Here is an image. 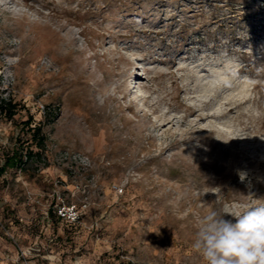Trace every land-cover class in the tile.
I'll list each match as a JSON object with an SVG mask.
<instances>
[{"label":"rangeland","instance_id":"obj_1","mask_svg":"<svg viewBox=\"0 0 264 264\" xmlns=\"http://www.w3.org/2000/svg\"><path fill=\"white\" fill-rule=\"evenodd\" d=\"M2 99L0 264H205L264 203V0H0Z\"/></svg>","mask_w":264,"mask_h":264},{"label":"clouds","instance_id":"obj_2","mask_svg":"<svg viewBox=\"0 0 264 264\" xmlns=\"http://www.w3.org/2000/svg\"><path fill=\"white\" fill-rule=\"evenodd\" d=\"M240 208L231 213L210 210L199 219L192 247L205 264H264V203Z\"/></svg>","mask_w":264,"mask_h":264},{"label":"trees","instance_id":"obj_3","mask_svg":"<svg viewBox=\"0 0 264 264\" xmlns=\"http://www.w3.org/2000/svg\"><path fill=\"white\" fill-rule=\"evenodd\" d=\"M0 110L5 113V115H8L10 118H12L17 110H16V104L13 103L12 99L6 100L2 99L0 100ZM29 121V120H28ZM26 122L28 125H30V122ZM32 131L35 135H40L41 132V126L37 125L34 128H32ZM38 141H41L42 143L45 141V137L41 135V138L38 139ZM36 153L33 152V150H27L25 152L23 150H14L12 155H9L1 164L0 166V175L6 172L8 169L15 168V167H22L26 160L31 159Z\"/></svg>","mask_w":264,"mask_h":264},{"label":"built area","instance_id":"obj_4","mask_svg":"<svg viewBox=\"0 0 264 264\" xmlns=\"http://www.w3.org/2000/svg\"><path fill=\"white\" fill-rule=\"evenodd\" d=\"M59 214L63 217H69L71 220L75 221L79 217V213L75 206H63L59 208Z\"/></svg>","mask_w":264,"mask_h":264}]
</instances>
